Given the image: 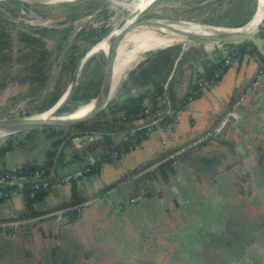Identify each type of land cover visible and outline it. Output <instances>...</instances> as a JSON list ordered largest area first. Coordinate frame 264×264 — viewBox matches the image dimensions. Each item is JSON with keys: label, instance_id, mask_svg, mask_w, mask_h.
<instances>
[{"label": "crops", "instance_id": "0c3cea01", "mask_svg": "<svg viewBox=\"0 0 264 264\" xmlns=\"http://www.w3.org/2000/svg\"><path fill=\"white\" fill-rule=\"evenodd\" d=\"M217 52L230 63L180 109L173 141L142 138L30 206L22 194L1 201L0 264H264V74L252 86L261 60L223 43L183 44L172 91L183 96ZM228 114L235 121L215 137Z\"/></svg>", "mask_w": 264, "mask_h": 264}, {"label": "trees", "instance_id": "16d2710c", "mask_svg": "<svg viewBox=\"0 0 264 264\" xmlns=\"http://www.w3.org/2000/svg\"><path fill=\"white\" fill-rule=\"evenodd\" d=\"M79 1L76 2L78 3ZM10 3L13 5H9ZM91 3L93 6L100 2L99 0H90V3L83 7H90ZM6 5L8 7L3 12L12 14H16L21 8H28L29 6L25 0H5L0 3V6ZM74 7L78 12L82 8L76 5ZM226 7V2L219 0L215 7L216 9L211 10L213 15L208 22L212 25L237 27L243 25L249 19L247 16L242 19H235L229 16L230 10L229 7ZM3 12L0 11V13ZM7 21L4 17L0 18V61L11 57L9 53L13 40L11 32L4 26ZM41 29L45 30L44 28ZM41 29L28 30L29 32L19 31L15 35L16 41L20 45L18 50L20 55L17 58H20L25 63L21 67V73H19V76H21L20 80L31 86L30 93L36 94L35 99L44 95L51 62V50L46 47L45 42L41 39L42 36H37L36 33ZM106 30L101 25L91 27L86 31H79L75 36L76 39L86 40L89 45H92L99 41L101 36L106 35ZM223 45L226 47L228 55L232 52L238 54L247 51L256 54L264 64V58L251 42H226ZM182 47V43H175L146 52L145 57L126 72L116 95L110 98L99 113L88 120L71 126H44L0 137V176L7 171L21 172L26 180L20 192L25 197L27 205L30 206L33 202L41 200L47 192V189L35 190L31 187V179L36 168H41L42 166L52 167L53 175L51 179H53L61 173L81 166L89 159H93L97 163L110 161L109 153L113 150L123 149V152L129 151L132 145L140 142L143 138L142 135H139L142 132L141 129H136L137 131L134 133L131 132V128L135 126V121L142 115H152L157 111L164 112L168 107L175 110L182 109L189 101V96L193 99L200 94L199 83L215 78L214 73L222 69L225 59L220 52H217L216 61L207 63L204 71L199 74L187 92L183 96H177L172 91V83L176 79L174 63L181 55ZM67 57L70 64L75 62L72 59V54H68ZM92 58L94 59V56L88 60ZM100 59H102L104 64L103 55ZM99 87L92 78L88 79L83 87L84 90L80 94L73 90L58 107L55 114H66L74 111L73 107H68V103L77 99L83 100V102L90 101L97 95ZM45 95L47 98L44 104L37 108L38 111L45 110L54 104L61 92L54 93L52 97H49L47 93ZM147 108L148 111L143 113ZM30 113V110H28L26 115ZM169 119L170 115L167 114L164 120L168 121ZM46 128L55 129V138L46 149L44 159L42 161L26 160L17 167L9 168L2 158L3 155L24 143L37 130ZM75 132L96 133L98 137L77 147L71 139V134ZM70 163L78 164L73 166ZM14 188L16 187L11 185L0 186L3 191Z\"/></svg>", "mask_w": 264, "mask_h": 264}, {"label": "rangeland", "instance_id": "374dc122", "mask_svg": "<svg viewBox=\"0 0 264 264\" xmlns=\"http://www.w3.org/2000/svg\"><path fill=\"white\" fill-rule=\"evenodd\" d=\"M4 1L0 0V3ZM25 1L29 5L28 8L23 7L16 14L3 12L8 6H0V11L3 12L0 13V18L4 17L8 20L4 26L11 32L13 40L9 53L11 57L0 61V118L23 116L26 115L28 110H30V114H34L38 111L37 108L44 104L47 98L46 93L49 97H52L56 92H61L62 94L65 91L79 58L93 45H89L86 40L76 39L75 35L79 31H86L91 27L102 25L107 29L105 34H108L126 19L128 20L130 16L135 14V11L138 12L141 7L147 4L148 6L139 14L140 18L157 17L175 22L189 21L202 25H212L208 22L212 19L213 13L211 10L216 7L219 0H154L152 2L151 0H146L147 4L143 1L138 11V7L134 8V6L140 0H99L100 3H96L93 6L91 3V6L86 8L83 6L88 5L90 0H80L78 3L76 2L78 0ZM223 1L226 2V8L229 7V16L235 19H242L245 16L248 18L252 16L254 19L264 3V0ZM9 5L13 4L10 3ZM75 5L82 7L79 12L75 9ZM263 21L254 29L255 32H258ZM35 29H41L39 32H36L37 36L41 35V39L45 42L46 47L51 50L47 86L44 95L38 99L34 98L36 94L30 93L31 86L20 80L21 76H19V73H21V67L25 63L20 58H17L20 55L18 51L20 45L17 43L15 36L19 31H34ZM104 36H101L100 39ZM98 48L106 49L107 44L104 45L102 40L93 50ZM129 49L130 46L128 47L127 44L122 50L124 54H121L125 55ZM146 52L148 51L141 53L134 61H131L113 81L111 98L116 95L126 72L142 60ZM68 54H72V59L75 60L73 64L69 63ZM92 56H94V59L88 60ZM90 57L87 59L88 61L86 60L81 65L78 72L73 89L74 91L76 90L77 94H80L84 90L83 87L88 79L92 78L97 82L98 87L100 86L104 66L102 59H100L102 58V53L98 51ZM122 57L124 56H117L116 62L121 60ZM90 101L83 102V100L77 99L68 103V107H73L74 111H78L83 106H87ZM54 130V128L37 130L24 143L5 153L2 158L8 165H17L27 159L41 161L45 156L46 149L55 138ZM3 136L0 135V137ZM72 142L74 143L73 140ZM74 145L76 144L74 143Z\"/></svg>", "mask_w": 264, "mask_h": 264}, {"label": "water", "instance_id": "95a60500", "mask_svg": "<svg viewBox=\"0 0 264 264\" xmlns=\"http://www.w3.org/2000/svg\"><path fill=\"white\" fill-rule=\"evenodd\" d=\"M140 13L141 11L135 12V14H133L132 16L134 17L132 22L128 23L126 19L122 24L111 30L102 39H100L95 44H93L90 49L84 52V54L79 58L76 66L74 67L72 78L67 88L59 96L56 102H54V104H52L49 108L42 111H36L34 114L0 118V135L3 136L11 133H17L20 131H28L30 129L40 128L44 126H71L94 117L105 107V105L108 103V101L111 98L110 95H111V88L113 83V67L116 62V57L118 56V54L116 53L117 46L119 45L121 40L124 39L129 33H131L132 35L142 31H159L165 29L168 32L183 38L182 41L171 42L163 46H157L151 48L150 50L166 47L175 43H182V44L191 43V42L226 43V42L248 41L251 42L256 47L260 55L264 58V35L257 34V32H255L254 29L253 30L242 29V27L248 24V22L252 19V16L241 26L227 27V26H218V25H206L207 28L200 31V30L190 29L187 26L182 27L180 25H177V22L171 20H164L157 17L140 18L139 17ZM263 19L264 17L262 18L261 22L263 21ZM102 40L106 41L107 48L106 49L98 48L93 50L94 47ZM98 51L102 52L104 66H103V76L101 79L99 91L97 95L94 98H92V100L89 102V103H93V105L84 114L79 116H72V114L75 113L77 110L67 115L55 114V111L58 109V107H60V105L68 98L70 93L73 91L81 65L92 54ZM47 112L48 114L45 115V113ZM232 121H235V117L232 114H228L226 119H224L221 126L218 128L215 137L222 138ZM76 133L78 132L71 134L72 140ZM77 212H78L77 206L76 207L72 206L66 209V213L69 216V218L77 215ZM13 229H15V227L14 228L12 227V230Z\"/></svg>", "mask_w": 264, "mask_h": 264}, {"label": "built area", "instance_id": "2783aa9c", "mask_svg": "<svg viewBox=\"0 0 264 264\" xmlns=\"http://www.w3.org/2000/svg\"><path fill=\"white\" fill-rule=\"evenodd\" d=\"M230 60L225 59L224 63L222 65V69L216 71L214 73V76L217 78L221 75L223 69L229 65ZM264 74V64L262 63L257 74L255 77V80L252 83V86H256L259 83L260 77ZM206 84V81L199 83V88L201 89ZM249 89L243 93V96H246ZM192 97L189 96L188 100H191ZM148 111V108L143 111V113H146ZM170 115V119L164 120V117ZM180 110H175L170 107H168L164 112L163 111H157L153 113L152 115H142L137 121H135V126L131 128V132L134 133L137 131L136 129H141L142 132L139 135H142L143 138L150 137L152 134H156L159 138V141L161 145H167L169 142L173 141L176 138L177 129L180 122ZM213 135L212 131H208L202 136L198 137L197 139L193 140L186 146L180 147L173 152H171V157L175 155H179L182 153V151L188 147H191L193 145H196L198 143H201L206 138H209ZM98 135L96 133H83L78 132L74 135L73 141L76 144V146L80 147L84 143L97 138ZM138 137V136H136ZM135 137V139H136ZM139 142H136L133 147H135ZM123 153V149H117L113 150L109 153V157L112 160L118 159ZM104 162L97 163L93 159L87 160L86 163L82 164L81 166L75 167L71 170H68L64 173H61L60 175L54 177L51 179L53 175V168L49 166H42L41 168H36L33 177L31 179V187L35 190L37 189H48L49 186L52 184H67L72 183L81 177L90 174L92 170L99 169L102 167ZM25 177L22 175L21 172L16 171H7L6 173L2 174L0 176V186L5 185H11L15 186L16 188L10 189L8 191H3L0 189V201H3L5 199H8L12 197L13 195L21 194V188L23 186V183L25 181ZM97 198V197H94ZM142 195L137 194L134 196H131L129 198L130 203H138L142 200Z\"/></svg>", "mask_w": 264, "mask_h": 264}, {"label": "bare ground", "instance_id": "6f19581e", "mask_svg": "<svg viewBox=\"0 0 264 264\" xmlns=\"http://www.w3.org/2000/svg\"><path fill=\"white\" fill-rule=\"evenodd\" d=\"M143 1L145 2V4H147L146 0H140V2L134 6V8L136 6L138 7V8L136 7L137 11L140 8L141 3ZM147 6H148V4L146 6L141 7V9L139 11H143ZM132 16H130V18L127 20L128 23L133 21L134 17H132ZM263 17H264V3H263L262 8L260 9L259 13L256 15V17L254 19L252 18L248 22V24H246L245 26L242 27V29L243 30L255 29L257 27V25L260 24ZM177 25H180L182 27L187 26L190 29H195V30H200V31L207 28L206 25H202L199 23H193V22H189V21H177ZM182 40H183L182 37L177 36L173 33H170L165 29L159 30V31H142V32L132 34V35H131V33L127 34V36L124 39H122L121 42L119 43V45L117 46L116 53L118 54V57H120V55L124 56V57H122L121 60L115 62V64H114L113 81L122 73L123 69L128 64H130L131 61H134L141 53H143L147 50H150L151 48L157 47V46H163V45L169 44L171 42L182 41ZM103 43H104V45L107 44L104 41H103ZM127 44H128V47L130 46V49L126 51L125 55H123L124 52H122V50L127 46ZM121 53H123V54H121ZM92 105H93V103H89L87 106H83L81 109H79L78 111L73 113L72 116H79V115L84 114ZM47 114H48V112L45 113V115H47Z\"/></svg>", "mask_w": 264, "mask_h": 264}]
</instances>
